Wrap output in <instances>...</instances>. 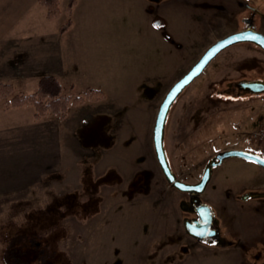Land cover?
<instances>
[{
  "label": "rangeland",
  "instance_id": "374dc122",
  "mask_svg": "<svg viewBox=\"0 0 264 264\" xmlns=\"http://www.w3.org/2000/svg\"><path fill=\"white\" fill-rule=\"evenodd\" d=\"M138 1L78 0L68 12V0H59L60 13L47 17L40 0H0V81L14 84L0 98V264H252L237 249L197 244L186 234L184 193L166 181L152 141L165 93L236 28L240 6L191 0L201 3L186 1L178 11L169 0ZM45 75L56 76L70 96L92 87L104 97L69 101L62 116L36 118L32 104L5 106L12 95L36 91ZM254 78L264 79V52L240 42L179 93L163 138L178 179L197 182L219 151L253 149L248 135L264 125V91L235 83ZM13 165L45 172L24 167L28 184L9 186L20 179ZM259 173L254 162L226 158L201 194L230 234L247 242L253 202L234 197Z\"/></svg>",
  "mask_w": 264,
  "mask_h": 264
},
{
  "label": "flooded vegetation",
  "instance_id": "af4514ba",
  "mask_svg": "<svg viewBox=\"0 0 264 264\" xmlns=\"http://www.w3.org/2000/svg\"><path fill=\"white\" fill-rule=\"evenodd\" d=\"M150 1L156 2L155 3L156 6L159 3V0H150ZM186 1L189 2L190 6L192 5L193 2L196 4L201 3L198 1L192 2L191 0H185V2ZM200 1L202 2L204 1L205 2L204 4L207 5V7H208V3L215 7L222 4V3H219L217 5L212 4L208 2L209 0H200ZM236 2H238L237 5L240 6L238 7V9H236V11L234 12V16L232 18L233 20H235L234 23L236 24V28L222 37H225L231 33L242 30L257 31L264 35V0H237ZM219 38H216L215 41ZM242 42L250 43L264 52V49H262L254 42L251 41H242ZM253 80L264 81V79L262 78L246 79L235 83V85L240 90L247 91L241 88V84L243 82L253 81ZM259 168L261 170L259 176L261 177H257V179L254 182H252L253 186L251 188H248V190H245L242 194H237L234 197V199L242 203H246L248 201L253 202L250 203L249 205L250 206L249 210H251L252 212V214L250 215L252 216L250 217L251 218L250 222H252L251 231L253 234L251 235V237H249L248 242L244 240L243 235L240 234L238 235L236 234V232H234V234L231 235L229 232L228 224L225 222L222 216L218 212H216L215 209L207 201H205L203 197H201V194L205 191L208 183L213 177L214 169L212 172L211 179L207 183L204 191L198 194L199 201L196 202L195 200H192L189 192L181 191L182 193H184L183 195L184 197L179 202L180 203L184 202L183 204L185 206V209L180 208L185 213L183 219L188 218L191 219L192 221L193 219L197 218L198 219L197 222L200 224V226L197 229L195 228V232L208 233L207 236L198 235L197 238L186 233L187 235L193 238L195 243L202 245H211L217 248L219 247L221 249H226L231 247L232 249L239 250L243 254H247V257L252 261V264H264V169L260 166ZM250 193H254V195L249 196L247 198L243 197L244 195ZM201 204H207L210 208V211H208V213L207 211H202L199 207V205ZM257 215H261L263 216V218L258 219Z\"/></svg>",
  "mask_w": 264,
  "mask_h": 264
},
{
  "label": "water",
  "instance_id": "95a60500",
  "mask_svg": "<svg viewBox=\"0 0 264 264\" xmlns=\"http://www.w3.org/2000/svg\"><path fill=\"white\" fill-rule=\"evenodd\" d=\"M236 36H256L258 37L257 40H251V39H241V40H233V37ZM232 40L231 43L225 44L224 47L219 48L218 51L214 52L210 57L209 53H212L213 49H216L219 45L224 44L225 41ZM242 41H251L260 46L262 49H264V35L257 31L252 30H242L238 32L231 33L225 37L217 39L215 42L210 44L204 52L198 57V59L190 66V68L178 79L176 80L171 87L167 90L165 93L162 101L160 102L154 124L152 127V141H153V148L154 153L157 159V162L162 170V173L166 179V181L173 187L177 188L180 191L189 192L192 200H195L196 202L199 201L198 194L202 193L211 179L213 169L217 167L219 164L223 162L224 159L229 157H238L243 158L248 161L254 162L258 166L262 167L264 169V163L259 162L260 160H264V157L252 153L250 151L239 149V148H229L222 151L217 152L215 155H213L211 158H209L203 168L202 174L200 179L195 183H187L180 179H178L175 175V173L171 170L166 152L164 149L163 144V138H164V127L166 118L169 112V109L174 102V100L177 98L179 93L188 85L190 84L201 72L205 69V67L208 65V63L223 49L226 47L242 42ZM207 57V59H206ZM199 68V71L196 72V69ZM196 73L193 75V73ZM191 77V79H189ZM187 80V83H184V81ZM241 88L250 90L252 92H262L264 91V81L261 80H253V81H246L241 84ZM178 89V90H177ZM173 92H175V95L173 96ZM169 97H172L171 100H169ZM165 104H167V108H165ZM254 193L246 194L243 197L247 198L249 196H253ZM194 198V199H193ZM184 202L180 203V208L185 209V206L183 204ZM200 209L202 211H210V208L207 204H201L199 205ZM198 219L195 218L191 221V219L184 218L182 223L184 230L187 234L197 238L198 235H196L195 228L197 229L200 224L197 222Z\"/></svg>",
  "mask_w": 264,
  "mask_h": 264
},
{
  "label": "trees",
  "instance_id": "16d2710c",
  "mask_svg": "<svg viewBox=\"0 0 264 264\" xmlns=\"http://www.w3.org/2000/svg\"><path fill=\"white\" fill-rule=\"evenodd\" d=\"M46 7L47 17L56 16L60 13L58 8L59 0H40ZM78 0H68L67 10L70 12L77 4ZM72 25L69 18L63 23L62 31L67 30ZM14 84L11 82L0 81V98L13 92ZM104 97V93L92 87H86L81 94L70 96L64 93L63 86L54 75L42 76L39 80L36 91L30 94H15L9 100L5 101L6 107L22 106L32 104L34 107V116L36 118L45 115L48 112L62 116L66 112L69 101L83 102L87 98ZM6 257V256H5ZM8 260V259H7Z\"/></svg>",
  "mask_w": 264,
  "mask_h": 264
},
{
  "label": "crops",
  "instance_id": "0c3cea01",
  "mask_svg": "<svg viewBox=\"0 0 264 264\" xmlns=\"http://www.w3.org/2000/svg\"><path fill=\"white\" fill-rule=\"evenodd\" d=\"M135 1H138V0H135ZM141 1H144V0H140V1H138L136 4H138L140 7H142L140 4H141ZM146 1V0H145ZM177 0H169V2L167 3V6H170V7H172V5H178L179 6V9H178V11H182L181 9H182V5H183V7H184V9L186 10L187 9V5L185 4L186 2H184V3H181V2H176ZM171 4V5H170ZM169 7V8H170ZM169 8H168V10H169ZM166 10H167V8H165ZM183 13H184V10H183ZM57 43V42H56ZM57 45L59 46V44L57 43ZM56 56H57V58H59V59H61L62 57H63V55H62V52L60 51V49H57L56 50ZM120 120V119H119ZM17 170H20V179L17 181L16 179H14L13 180V182L12 183H9L8 182V184H6V185H12V186H15V185H19V184H21L22 183V181L23 180H25V183L24 184H28V180L30 179V177H29V175H30V171H28V172H26L25 173V170H24V167H26V169H36L37 170V173H36V176H38L39 175V173H43V172H45V170H43L42 172H41V165H13ZM29 166H31V167H29ZM12 171H14V170H12ZM24 173H25V175H24ZM29 177V178H28ZM26 178H28V179H26ZM33 179V178H32Z\"/></svg>",
  "mask_w": 264,
  "mask_h": 264
},
{
  "label": "built area",
  "instance_id": "2783aa9c",
  "mask_svg": "<svg viewBox=\"0 0 264 264\" xmlns=\"http://www.w3.org/2000/svg\"><path fill=\"white\" fill-rule=\"evenodd\" d=\"M249 138L253 141L254 152L264 156V125L254 128L249 132Z\"/></svg>",
  "mask_w": 264,
  "mask_h": 264
},
{
  "label": "snow or ice",
  "instance_id": "6c2138e0",
  "mask_svg": "<svg viewBox=\"0 0 264 264\" xmlns=\"http://www.w3.org/2000/svg\"><path fill=\"white\" fill-rule=\"evenodd\" d=\"M156 26L158 27V25H156ZM232 39H233V40H241V39L257 40L258 37H256V36H244V37L236 36V37H233ZM231 42H232V40L225 41L224 44H221V45H219L216 49H213L212 53H209V57H210L214 52L218 51L219 48H222V47H224L225 44H228V43H231ZM206 59H207V57H206ZM198 71H199V68L196 69V72H198ZM195 74H196V73L194 72L193 75H195ZM189 79H191V77H189ZM187 82H188L187 80L184 81V83H187ZM177 90H178V89H177ZM174 95H175V92H173V96H174ZM171 99H172V97H169V100H171ZM164 107L167 108V104H165ZM259 162L264 163V160H260ZM196 235L207 236L208 233H207V232H198V233H196Z\"/></svg>",
  "mask_w": 264,
  "mask_h": 264
}]
</instances>
